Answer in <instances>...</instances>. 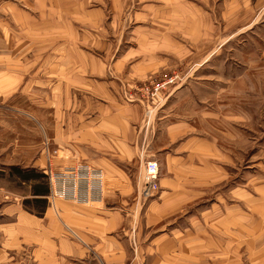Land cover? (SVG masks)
<instances>
[{"label": "crops", "instance_id": "0c3cea01", "mask_svg": "<svg viewBox=\"0 0 264 264\" xmlns=\"http://www.w3.org/2000/svg\"><path fill=\"white\" fill-rule=\"evenodd\" d=\"M5 8L0 166L27 185L25 199L39 202L5 205L13 221L3 225H14L21 245L48 240L46 251L36 245V264H76L70 258L83 257V245H108L105 236L120 226L122 211H138L147 160H157L161 173L147 211L163 224L147 225L158 227L151 240L157 264H264V140L256 135L264 71L255 69L264 61L257 47L264 42V0H15ZM220 51L242 64L256 60L248 69H186L206 74L150 114L125 97L126 87L151 73L200 66ZM49 157L53 167L79 161L103 167L104 202L89 211L64 199L52 203L46 177L24 182L12 170L45 174ZM56 213L73 226L62 221L68 237L54 243L49 227L60 225L51 219ZM186 213L205 222L166 223ZM127 223L129 230V216Z\"/></svg>", "mask_w": 264, "mask_h": 264}, {"label": "rangeland", "instance_id": "374dc122", "mask_svg": "<svg viewBox=\"0 0 264 264\" xmlns=\"http://www.w3.org/2000/svg\"><path fill=\"white\" fill-rule=\"evenodd\" d=\"M13 1L15 0H0V4L2 2H5V6L1 8L2 10L0 11L1 15L3 14L4 17H8L9 11L5 7L8 6V4L12 3ZM4 8H5V12H4ZM252 42L254 43V41ZM257 47L260 49H263L264 42L258 43ZM225 54H226L225 52L220 51L218 53V56L216 54L215 58L211 59L209 63H203L200 66H198L197 63L191 66L180 64L174 68H170L172 69L170 71L156 73V74L151 73L142 82L147 81L151 78L162 80L165 77H168L170 75H179L183 79V83L180 85L182 86L186 84L187 82H189L190 80L202 78L204 74H206V71L204 70V71L199 72L197 76H195L196 73H194V75L193 74L190 75V71H186V69H227V68L237 69V67H243V69H248V67H250V65L256 60V59H252V56H249L251 59L247 58L245 64H242V62H239V60H236L234 58H231V57L225 58ZM229 56H232V54H230ZM248 62H250L249 65H248ZM255 69H262V71H264V61L257 62ZM142 82L134 84V85H139ZM137 102L141 103L143 101H137ZM161 102L162 104L166 103L163 101ZM2 104L3 103L0 101V109H2L1 107ZM21 104L23 106L24 105L27 106L26 104H23V103ZM143 105L147 109V106L145 104ZM160 105L154 106L152 111H155L154 109H156ZM261 105L263 109L264 108L263 101ZM0 119L2 120L1 117ZM248 126L250 125H246V129L248 128ZM258 130H261V131L260 133H256V135H259L257 136V140L262 141L264 140V119L263 118H262V121L260 122ZM28 140H32V138ZM251 151H252L251 148L246 150V161L249 158L250 156L249 154H251ZM2 169H4V167L0 166V264H36L38 260V253H36L35 255L33 251L36 248V245H39V247L42 246L41 250L46 251L48 249V246H46L48 240L46 238H43L40 240L36 239V241L32 240V242L30 243L24 242L23 245H21L20 236L13 235L15 233L13 229L14 225H3V224H7V222L11 223L13 221V218L11 219L9 217L4 216L2 212L4 206L7 204H13L14 202L21 201L22 206L24 208H27V206L24 204V201L27 199V198L25 199V195H27L26 193L29 191V189L27 185H21L19 181H16L17 179L15 180L13 178V175L7 176L3 172ZM5 169L7 171L8 167H5ZM137 179L138 177H136V181ZM47 181H48V178H47ZM141 185L142 184H140V186ZM50 194H51V191L49 193V199H48L49 201H51L52 203H54L55 201H58L57 199L55 200L51 199ZM150 198L148 199L147 197H142L141 202L138 203V211L137 213L136 212L132 213L133 215H128V212L122 211L123 216L120 218V222H118L119 223L118 225L120 226H118L116 230L108 232V234L105 236V238L107 239V242L110 241L108 242V245L98 246L97 244H95L91 246V248L90 247L88 248L86 245H83L85 247L84 251L86 254L84 253L85 255L81 258H74V259L70 258V259L74 260L76 264H107L108 261L112 260V258L109 257V254H110L113 256L115 255L114 264H157L156 245H154L153 242H151V240L154 237V235H156L158 227L156 226L149 227L147 225H163V224L162 222L157 223L153 220H149L147 211L149 208ZM66 200L70 201V203L72 202L69 199H66ZM60 203L72 205L70 203H67V201H60ZM117 203L119 204L120 200ZM91 206L92 205L83 204L82 208L85 209L86 211H89V209H91ZM94 207H96V205H94ZM38 216H43V213L42 215H38ZM128 216L131 217L132 219V224H131L132 226L130 227L129 230H128V223H127ZM51 219L53 220L54 223L60 224V225H50L49 227V228H53L51 230V234L53 233L52 240L55 243V242H58L62 236H67L68 234L65 231L66 226L64 225V223L68 224L70 227L73 226V224L71 225L66 219L60 218V213L52 214ZM173 221L176 224L182 223V225H198V223L200 222H205L204 215L197 214V213H186V214L175 215L173 218L170 217L166 221V223H170L171 225ZM94 225H100V223L96 222L94 223ZM42 229H43V226H42ZM16 233L18 234V230ZM70 239L78 241V239H75L72 237H70ZM109 250L111 252H109ZM244 256L245 255H243V257ZM241 264H246V261H243V263Z\"/></svg>", "mask_w": 264, "mask_h": 264}, {"label": "built area", "instance_id": "2783aa9c", "mask_svg": "<svg viewBox=\"0 0 264 264\" xmlns=\"http://www.w3.org/2000/svg\"><path fill=\"white\" fill-rule=\"evenodd\" d=\"M183 83L179 75H170L162 80L149 79L139 85L126 87L128 101H143L150 114L153 107L163 105L174 91ZM160 105V106H161ZM51 157L45 168L51 194L50 198L69 199L87 205L102 204L107 192L108 175L103 167L89 161H79L71 165L53 167ZM142 197H154L160 191V165L157 160H147L140 171Z\"/></svg>", "mask_w": 264, "mask_h": 264}, {"label": "trees", "instance_id": "16d2710c", "mask_svg": "<svg viewBox=\"0 0 264 264\" xmlns=\"http://www.w3.org/2000/svg\"><path fill=\"white\" fill-rule=\"evenodd\" d=\"M15 169V174L16 176L20 177V179L24 182H29L31 181L32 179H35V178H40V177H46L47 179V176L43 173H38L36 172V169L35 168H23V167H18V166H14L12 167V170ZM12 174V173H11ZM39 199L37 198H33V199H26L24 201V204L28 207V208H31V206L36 203V206H37V203L39 202L38 201ZM38 215H42V213H37Z\"/></svg>", "mask_w": 264, "mask_h": 264}]
</instances>
